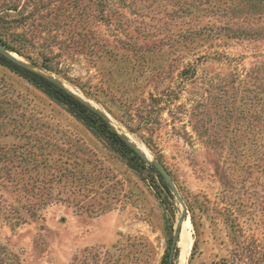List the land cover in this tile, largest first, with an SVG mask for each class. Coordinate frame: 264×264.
I'll return each mask as SVG.
<instances>
[{"label":"rangeland","instance_id":"obj_1","mask_svg":"<svg viewBox=\"0 0 264 264\" xmlns=\"http://www.w3.org/2000/svg\"><path fill=\"white\" fill-rule=\"evenodd\" d=\"M0 16L18 58L164 165L185 264H264V0H0ZM108 134L0 63V264L161 263L181 204Z\"/></svg>","mask_w":264,"mask_h":264},{"label":"trees","instance_id":"obj_2","mask_svg":"<svg viewBox=\"0 0 264 264\" xmlns=\"http://www.w3.org/2000/svg\"><path fill=\"white\" fill-rule=\"evenodd\" d=\"M0 21H2L3 23H8V20L4 19L3 16H0ZM0 40L7 43V45H9L11 49L20 52L18 47H16L14 43L3 40L1 38V34H0ZM0 63L7 66L12 71L18 73L20 76L28 80L31 84L41 89L49 97L65 103L69 111L73 115L77 116L83 121L89 122L91 120L98 122L101 126L105 127L106 131L109 133L108 134L109 138L113 141L114 144L118 145L123 151L132 153V156L142 161L139 155H137L134 152V150L131 147H129L126 141L122 139L115 132V130L111 128L107 120H105L101 115H99L97 112L89 108L87 105L82 103L79 99H77L75 96L69 93L66 89L57 85L54 81L47 78L46 76L8 59L1 53H0ZM148 167H150L152 171H154L158 175V177L164 184V187L168 190V187L163 177L157 171V169H155L153 166L150 165H148ZM169 251H170V247H168V251L162 257L160 264H171V261L169 260V255H170Z\"/></svg>","mask_w":264,"mask_h":264},{"label":"water","instance_id":"obj_3","mask_svg":"<svg viewBox=\"0 0 264 264\" xmlns=\"http://www.w3.org/2000/svg\"><path fill=\"white\" fill-rule=\"evenodd\" d=\"M0 53L2 55H4L5 57H7L8 59H10V60H12V61H14L20 65H23L29 69H32V70L46 76L47 78L51 79L52 81L56 82L58 85L62 86L69 93H71L73 96H75L77 99H79L82 103H84L89 108H91L92 110L97 112L99 115H101L105 120L109 121L110 118L106 112L101 110L99 107L93 105L91 102L86 100L84 97L78 96V95L74 94L73 92H71V90H69L59 79L55 78L53 75L45 74V73L41 72L40 70H38L35 64L28 63L26 61H23L21 58H18L16 56V54L14 53L13 49H11V47L9 45H7V43H5L1 40H0ZM120 136L122 139H124L126 141V143H128V145H130V147L134 150V152L137 155L140 156L141 159H143L147 164H150L157 169V171L162 175V177L166 181L167 185L170 187L171 191L174 193L175 197L177 198V200L181 204V208H182L181 214L176 221L174 234H173L172 241L170 244L169 260L171 261L172 260V253L174 251V247L177 245L178 240H179L181 226H182V224L186 218V207H185V204L183 202V199L180 196L177 188L175 187V185L173 183V180L171 179V177H170L169 173L167 172V170L165 169L164 165L155 157L151 156L150 158H148L147 155L135 143H133L132 141H130L127 138V134L123 133Z\"/></svg>","mask_w":264,"mask_h":264},{"label":"bare ground","instance_id":"obj_4","mask_svg":"<svg viewBox=\"0 0 264 264\" xmlns=\"http://www.w3.org/2000/svg\"><path fill=\"white\" fill-rule=\"evenodd\" d=\"M66 87L69 90H71V92H73L74 94H76L78 96H81L73 88L68 87V86H66ZM127 138L130 141H132L133 143H135L147 155L148 158L151 157L150 153L147 151V149L145 148V146L138 139H136L133 135L127 133ZM191 243H192V237H191L190 223H189L188 219L186 218L184 220L182 226H181L180 236H179V240H178V245L180 247V257H179V263L178 264H185V261H186V258L188 256Z\"/></svg>","mask_w":264,"mask_h":264}]
</instances>
